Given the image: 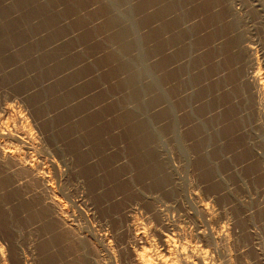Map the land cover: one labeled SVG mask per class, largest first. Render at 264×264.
Instances as JSON below:
<instances>
[{
    "label": "rangeland",
    "instance_id": "374dc122",
    "mask_svg": "<svg viewBox=\"0 0 264 264\" xmlns=\"http://www.w3.org/2000/svg\"><path fill=\"white\" fill-rule=\"evenodd\" d=\"M113 1L0 0V146L51 186L0 157L10 263L264 264V0Z\"/></svg>",
    "mask_w": 264,
    "mask_h": 264
},
{
    "label": "bare ground",
    "instance_id": "6f19581e",
    "mask_svg": "<svg viewBox=\"0 0 264 264\" xmlns=\"http://www.w3.org/2000/svg\"><path fill=\"white\" fill-rule=\"evenodd\" d=\"M114 1H117V0H114ZM113 1V2H114ZM147 2V1H146ZM154 2V1H153ZM152 3V2H151ZM179 4H180V2H179ZM114 5L115 4H113L112 2L110 3V5L109 4H107V5H105L104 6V10L106 11V12H108V11H111L110 9H114ZM175 5V4H174ZM116 6V5H115ZM144 6V5H143ZM137 8V7H136ZM144 8V7H143ZM164 8V7H163ZM103 10V11H104ZM122 13V12H121ZM169 13V12H168ZM167 13V14H168ZM179 13V12H178ZM108 14V13H107ZM115 14V13H114ZM119 14V13H118ZM117 14V15H118ZM117 15H113L112 16V18H111V20H110V22L109 23H112L115 19H118V18H120L121 16L123 17V15H125V14H121L120 16H117ZM128 15V14H127ZM176 15V14H175ZM111 16V15H110ZM180 17V16H179ZM166 22V21H165ZM173 23V22H172ZM176 23V22H175ZM165 24V23H164ZM183 30V29H182ZM8 33V32H7ZM9 34V33H8ZM122 34H120V36H121ZM237 38H238V36H237ZM178 39V38H177ZM254 42H256V41H254ZM247 44H248V42H247ZM249 45V44H248ZM181 46V45H180ZM232 47V46H231ZM187 49V48H186ZM252 49V48H251ZM252 54V53H251ZM179 56V55H178ZM244 58V57H243ZM223 60V59H222ZM252 61V60H251ZM180 62V61H179ZM253 63V62H252ZM239 65V64H238ZM247 66V65H246ZM121 67H124L123 65L121 66ZM173 67V66H172ZM126 68V67H125ZM171 69V68H170ZM252 69V68H251ZM177 71V70H176ZM262 71V70H261ZM230 72V71H229ZM244 73V72H243ZM192 74V73H191ZM237 74V73H236ZM183 76V75H182ZM199 76V75H198ZM248 78L246 79L247 80V83H250L252 86H253V88L252 89H254V94L253 95H256V97H255V100H257V102H260L261 104H263L264 105V90H263V88H264V84H263V82H262V80L260 79V77H259V74H257V73H255V72H250L249 71V74H248ZM261 76V75H260ZM247 77V76H246ZM197 78V77H196ZM242 78V77H241ZM195 79V78H194ZM208 79V78H207ZM130 80L132 81V80H134V75L130 78ZM207 81V80H206ZM221 81V80H220ZM187 82V81H186ZM244 82V81H243ZM208 84V83H207ZM220 84V83H219ZM218 84V85H219ZM249 84V85H250ZM211 85V84H210ZM248 85V84H247ZM213 86V85H212ZM245 87V86H244ZM191 88V87H190ZM206 88V87H205ZM221 91H222V89H221ZM243 91V90H242ZM247 91V90H246ZM227 92V91H226ZM238 92V91H237ZM188 93V92H187ZM205 93V92H204ZM237 95V94H236ZM248 95V94H247ZM186 96V95H185ZM217 96V95H216ZM251 96V95H250ZM172 97V96H171ZM201 97V96H200ZM227 97V96H226ZM234 97V96H233ZM248 98H249V96H248ZM251 100V99H250ZM249 100V101H250ZM182 101V100H181ZM245 101V100H244ZM256 102V101H255ZM172 103V102H171ZM253 103V102H252ZM191 104V103H190ZM255 104V103H254ZM258 104V103H257ZM172 105V104H171ZM213 105V104H212ZM221 105V104H220ZM259 105V104H258ZM192 106V105H191ZM262 106V105H261ZM257 107V106H256ZM259 107V106H258ZM8 108V107H7ZM7 108H6V110H7ZM232 108V107H231ZM262 108V107H261ZM264 108V107H263ZM248 109V108H247ZM253 110V109H252ZM260 111L262 110V109H259ZM264 110V109H263ZM132 112V111H131ZM170 112V111H169ZM172 112V111H171ZM259 112V111H258ZM133 113H134V111H133ZM132 113V114H133ZM136 113V112H135ZM261 113V112H260ZM126 115V114H125ZM128 115V114H127ZM129 115H130V112H129ZM128 115V116H129ZM136 115V114H135ZM175 115V114H174ZM133 116L134 115H132L131 117L133 118ZM192 116V115H191ZM126 117V116H125ZM130 117H128V118H126V119H129ZM135 118V117H134ZM138 119V118H137ZM175 119V118H174ZM250 119V118H249ZM125 120V119H124ZM123 120V121H124ZM133 120V119H132ZM180 120V119H179ZM196 120V119H195ZM210 120V119H209ZM173 121V120H172ZM127 123H128V121H126ZM129 122H132L131 120L129 121ZM135 122H136V120H135ZM258 122V121H257ZM137 123V122H136ZM135 123V124H136ZM140 123H141V121H140ZM143 123V122H142ZM173 123H174V121H173ZM191 123V122H190ZM131 124V123H130ZM129 124V125H130ZM139 124V123H138ZM144 124V123H143ZM182 124V123H181ZM195 124V123H194ZM131 125H133V122H132V124ZM130 125V126H131ZM196 125V124H195ZM140 126V125H139ZM139 126H137L136 127V125H135V127L136 128H139L140 129V127ZM263 126V125H262ZM40 127V126H39ZM51 127V126H50ZM217 127V126H216ZM226 127V126H225ZM129 128V127H128ZM131 128H134V125L133 126H131L130 127V131L132 130ZM147 127H145L144 126V129H146ZM25 129V128H24ZM45 129V128H44ZM143 129V128H142ZM143 129V130H144ZM175 129V128H174ZM64 130V129H63ZM183 130V129H182ZM229 130V129H228ZM69 131V130H68ZM133 131V130H132ZM131 131V132H132ZM136 131H138V130H136ZM142 131V130H141ZM173 131V130H172ZM177 131H178V129H177ZM194 131V130H193ZM251 131V130H250ZM5 132V131H4ZM18 132V131H17ZM146 132V131H145ZM144 132V133H145ZM237 132V131H236ZM23 133L24 134H26V133H28V131L27 130H23ZM140 134H142L141 132H139ZM148 133V132H147ZM239 133V132H238ZM8 134V133H7ZM41 134V133H40ZM48 134V133H47ZM136 134V133H135ZM140 134H138V135H140ZM146 134V133H145ZM137 135V134H136ZM147 136L149 135V133L148 134H146ZM258 135V134H257ZM47 136V135H46ZM150 136V135H149ZM198 136V135H197ZM239 136V135H238ZM2 137H5V135H4V133L3 132H1L0 131V138H2ZM7 137V136H6ZM25 137V136H24ZM145 137V136H144ZM191 137V136H190ZM195 137V136H194ZM48 138V137H47ZM72 138V137H71ZM216 138V137H215ZM256 138V137H255ZM150 139V138H149ZM249 139V138H248ZM32 140H33V138H32ZM146 140H147V138H146ZM191 140V139H190ZM187 141H189V140H187ZM257 141V140H256ZM7 142V141H6ZM137 142V141H136ZM143 143H145L144 141H142ZM245 142V141H244ZM35 143V142H34ZM138 143V142H137ZM141 143V142H140ZM225 143V142H224ZM30 144V147H32V145H31V143H29ZM133 144V143H132ZM146 144V143H145ZM226 144V143H225ZM246 144V143H245ZM139 145V144H138ZM143 145V144H142ZM140 146V145H139ZM16 147V146H15ZM13 145H9V144H3L2 146H0V157H2L3 159H5V160H11L12 161V163L18 168V167H20V168H22L23 170L24 169H26L27 171H30V173L31 174H34V176L35 177H38V178H40V179H42V181L44 182L43 184H45V186H46V189H48V190H50V188H49V186H50V184L47 182V180L45 179V176H43V175H41V174H39L38 172L39 171H37L36 169L37 168H35V166L34 165H32V164H27L26 162H24L25 160V157L23 156V155H21L20 153L21 152H19L16 148H15ZM135 147H137V146H135ZM140 149H142L141 147H140ZM150 149V148H149ZM137 150V149H136ZM138 151H139V149H138ZM142 152L144 151V150H141ZM153 151V150H152ZM216 151V150H215ZM146 153H147V151H146ZM148 153H150L149 151H148ZM221 153V152H220ZM30 154V153H29ZM152 154L154 155V152H152ZM152 154L151 155H149V157L147 156V160L149 161V160H151V159H148V158H150V156H151V158H152ZM143 155V154H142ZM148 155V154H147ZM141 157H144V156H141ZM258 157V156H257ZM40 159V158H39ZM48 159V158H47ZM194 159V158H193ZM140 160V159H139ZM138 160V161H139ZM144 160V159H143ZM147 160H146V162H147ZM211 160V159H210ZM257 160V159H256ZM154 161V160H153ZM223 161V160H222ZM155 162V161H154ZM153 162V163H154ZM140 163H142L141 161H140ZM144 163V162H143ZM211 163V162H210ZM213 163V162H212ZM257 163V162H256ZM148 164V163H147ZM151 164H152V162H151ZM155 164H156V162H155ZM155 164H154V166H155ZM198 164V163H197ZM36 165V164H35ZM137 165V164H136ZM149 165V164H148ZM148 165H147V167H146V165H145V167L146 168H148ZM202 166H203V164H201ZM142 166H144V165H142ZM151 166V165H150ZM149 166V167H150ZM204 166H205V164H204ZM204 166H203V168H204ZM39 168V167H38ZM150 168H157V166L156 167H150ZM163 168V167H162ZM41 169V168H40ZM158 169H159V167H158ZM26 170H25V172H26ZM39 170V169H38ZM140 170H142V169H140ZM147 170H151V169H146V170H144V171H147ZM156 170V169H155ZM21 171V170H20ZM144 171H143V173H144ZM154 170H152V172H153ZM57 172V171H56ZM155 172V171H154ZM29 173V172H28ZM50 173V172H49ZM147 173V172H146ZM151 175V172L150 173H147V175ZM154 174V173H153ZM161 174V173H160ZM152 176V175H151ZM154 176V175H153ZM155 176H156V173H155ZM145 177H146V175H145ZM148 177V176H147ZM161 180V179H160ZM157 181V180H156ZM44 186V187H45ZM51 187V186H50ZM155 187V186H154ZM43 188V187H42ZM164 190V189H163ZM51 192H54V191H51ZM32 197V196H31ZM40 197V196H39ZM58 198V197H57ZM57 198H56V196L54 195V194H52V195H50V200H49V202H50V204H51V206H53V208H56L57 207V210L58 209H61L60 207V205L61 204H59V202H58V200H57ZM32 199V198H31ZM35 199V198H34ZM43 199V198H42ZM38 202V201H37ZM27 203H29V202H27ZM26 203V204H27ZM31 203V202H30ZM40 203V202H39ZM31 205V204H30ZM22 206V205H21ZM25 206V205H24ZM46 207V206H45ZM51 209V208H50ZM41 210H42V208H41ZM205 210V209H204ZM209 210V209H208ZM53 211V210H52ZM60 211V210H59ZM61 211H63V210H61ZM37 212V211H36ZM40 212H42V211H40ZM44 212V211H43ZM58 212V211H57ZM66 212V211H65ZM202 212V211H201ZM209 212V211H208ZM45 213V212H44ZM59 213V212H58ZM57 213V214H58ZM94 213V212H93ZM205 213H206V211H205ZM210 213V212H209ZM38 214V213H37ZM48 214V213H47ZM51 214V213H50ZM92 214V213H91ZM96 214V213H95ZM212 214V213H211ZM44 215V214H43ZM69 215V214H68ZM210 215V214H209ZM58 216V215H57ZM38 217V216H37ZM40 217V216H39ZM45 218V217H44ZM40 222V221H39ZM60 222V221H59ZM44 223V222H43ZM50 223V222H49ZM176 224V223H175ZM82 225V224H81ZM180 226V225H179ZM164 228V227H163ZM51 229V228H50ZM177 230V229H176ZM77 231V230H76ZM148 233V232H147ZM166 233V232H165ZM142 235V236H146L147 237V234H146V229H142V230H139L138 232H136V235ZM0 235H2L1 234V232H0ZM3 236V235H2ZM111 236V235H110ZM204 236V235H203ZM1 237V236H0ZM4 237V236H3ZM141 237V236H140ZM172 237V236H171ZM5 238V237H4ZM225 238V237H224ZM75 239V238H74ZM55 240H58V239H55ZM64 240V239H63ZM163 240H165V246H166V250H167V255L168 256H166L164 253L162 254V255H160V256H154L153 255V253H152V250H151V244H150V242H149V240H148V237H147V243L149 244V245H146V244H143V245H141L140 247L141 248H139L140 250H136L135 251V254H134V260L136 261L135 263L136 264H175L174 263V258H173V256H171V255H173L172 254V247L173 246H171L172 245V243H170V241H169V237L168 238H166V239H164L163 238ZM51 241H53L52 239H51ZM60 241V240H59ZM76 241V240H75ZM146 242V241H145ZM11 243V242H10ZM13 243V242H12ZM16 243V242H15ZM51 243V242H50ZM54 243V242H53ZM109 243V242H108ZM176 244V243H175ZM11 245V244H10ZM174 245V244H173ZM177 245V244H176ZM175 245V246H176ZM3 246V245H2ZM2 246H1V244H0V264H11L10 262H12V263H14L15 261H13V257L15 256V254H14V256L12 255V251L6 256V254H5V252H4V248H2ZM107 246V245H106ZM11 246H9V248H10ZM44 247V246H43ZM109 247V246H108ZM187 247V246H186ZM8 248V249H9ZM110 248V247H109ZM178 248V247H177ZM6 249V248H5ZM13 249V248H12ZM165 249V248H164ZM183 249V248H182ZM14 250H16V249H14ZM109 250V249H108ZM178 250V249H177ZM8 251H10V250H8ZM179 251V250H178ZM181 251V250H180ZM197 251V250H196ZM14 253H15V251H13ZM19 252V251H18ZM134 252V251H133ZM174 252V251H173ZM199 252V251H198ZM17 253V252H16ZM132 253V252H131ZM195 253H197V252H195ZM201 253V252H200ZM204 253V252H203ZM133 254V253H132ZM176 254H178V253H176ZM182 254V253H181ZM179 255V256H182V255ZM192 254V253H191ZM191 254H189V255H191ZM17 256H18V262L16 263V264H26L25 262L27 261L26 259V261L24 262L23 261V259L21 260V257H20V254L19 253H17L16 254ZM48 255V254H47ZM120 255V254H119ZM188 255V254H187ZM193 255V254H192ZM201 255H202V257H203V254H200V257H201ZM208 255V254H207ZM206 255V256H207ZM117 256V255H116ZM185 256V255H184ZM48 257V256H47ZM158 257V258H157ZM183 257V256H182ZM198 258H199V255L197 256ZM46 258V257H45ZM132 258V257H131ZM131 258H130V262H131ZM205 258V257H204ZM111 259V258H110ZM156 259H158V260H156ZM208 259H210V258H208ZM180 260H182V259H180ZM193 260V259H192ZM192 260H190V257L188 256V258H186L183 262H185V264L187 263V264H189L190 263V261H192ZM198 260H200V258L198 259ZM175 261H176V259H175ZM202 261H203V259H202ZM111 262V261H110ZM128 262V261H127ZM201 262V261H200ZM177 263V262H176ZM195 263V262H194ZM28 264V263H27ZM191 264V263H190ZM202 264V263H201Z\"/></svg>",
    "mask_w": 264,
    "mask_h": 264
}]
</instances>
